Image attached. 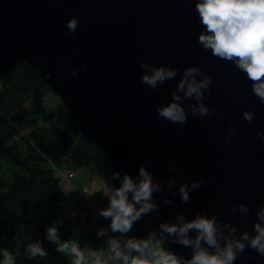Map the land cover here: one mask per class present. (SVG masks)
I'll list each match as a JSON object with an SVG mask.
<instances>
[{
  "label": "water",
  "instance_id": "water-1",
  "mask_svg": "<svg viewBox=\"0 0 264 264\" xmlns=\"http://www.w3.org/2000/svg\"><path fill=\"white\" fill-rule=\"evenodd\" d=\"M196 0H0V78L19 64L38 70L53 92L62 98L72 132L96 143L111 159L110 175L125 172L138 179L144 165L160 183L153 194L158 210L143 215L144 226L182 223L197 214L217 215V223H232L239 234L252 233L256 212L264 204V104L251 82L232 63L220 60L198 43L202 30ZM75 16V33L67 28ZM152 66L183 70L199 66L212 78L211 116L193 117L173 124L161 118L157 105H166L181 79L166 81L155 90L141 82ZM84 65H87L85 68ZM199 78V77H198ZM181 95H183L181 93ZM187 108L196 101L182 102ZM254 112L249 123L243 110ZM229 125L237 127L227 142ZM209 177L212 180L209 181ZM115 187L120 180H113ZM170 181H175L170 185ZM203 181L180 199L181 185ZM171 201L166 204L165 201ZM251 209L240 222L239 205ZM237 206L233 216L229 208ZM161 231V230H160ZM227 232V230H225ZM189 235L194 238L195 233ZM167 247L190 258L192 249L172 243ZM235 264H264L252 249L237 256Z\"/></svg>",
  "mask_w": 264,
  "mask_h": 264
},
{
  "label": "clouds",
  "instance_id": "clouds-1",
  "mask_svg": "<svg viewBox=\"0 0 264 264\" xmlns=\"http://www.w3.org/2000/svg\"><path fill=\"white\" fill-rule=\"evenodd\" d=\"M195 10L202 25L198 43L205 51L210 50L214 57L232 63L246 74L253 94L264 104V0H196ZM66 26L70 33H75L79 21L73 16ZM140 68L150 70L142 74L141 82L153 90L175 79L178 74L181 76L176 89L171 92V100L166 105L156 106V112L161 118L173 124H185L189 112L198 118L215 113V106L209 108L204 103L205 93L208 99L212 96V78L199 66L189 65L181 70L142 62ZM193 99L195 104H189L187 108L183 106V101ZM242 114L249 123L255 119L254 112L247 109ZM236 131V126L229 125L227 142H231ZM256 135L264 142V135L259 131ZM111 179L120 180V186L108 187L109 203L99 214L110 219L111 232L119 233L120 238L110 236L106 248L101 246L97 250L86 251L75 240L61 241L56 223L62 221L54 222L46 229L47 240L56 245V251L70 256L71 264H235L237 256L246 249H252L264 257V204L260 205L255 214L256 219L251 224L254 235L244 230L237 237V229L232 223L220 225L217 223V215L210 216L205 212L191 220H185L180 215L178 219L182 223L179 224L162 223L159 238L155 232L143 239L124 238L143 215L158 210L153 194L161 192L162 188L144 165L139 167L138 179L127 172L122 180L120 172H113ZM211 180L212 177H209ZM174 184L175 181H170V185ZM202 184L203 181H195L190 186L181 185V201L187 203L189 192ZM165 203L170 204L171 201L166 200ZM229 211L235 216L237 206L232 204ZM239 211L242 214L240 222L247 227L248 221L243 219V215L249 214L251 209L241 203ZM190 232L195 233L194 238L189 235ZM164 233L172 238V243L190 247V258L178 256L168 247L165 248ZM97 235L106 236L107 231L102 228ZM14 240L16 247L13 250L0 248V256L3 258L0 264H16L17 257L21 256L19 235ZM24 252L29 259L48 255L40 240L28 242L24 245Z\"/></svg>",
  "mask_w": 264,
  "mask_h": 264
},
{
  "label": "trees",
  "instance_id": "trees-1",
  "mask_svg": "<svg viewBox=\"0 0 264 264\" xmlns=\"http://www.w3.org/2000/svg\"><path fill=\"white\" fill-rule=\"evenodd\" d=\"M0 93L13 94L22 99H40L53 93V90L38 70L29 63H22L11 75L0 78ZM15 105L21 106L22 112L12 115L9 108ZM4 108L9 110L0 108V154L6 156L20 171L13 173L9 179L0 177V248L13 250L16 247L14 237L19 235L22 254L17 257L16 264H71V257L56 251V245L46 238L50 217L41 215L35 219L30 215L40 208L48 215L54 216L55 212H59L56 216L61 214L63 230L58 233L61 241L66 240L72 233L69 226H74L77 222L61 206V199L66 192L60 186L61 177L54 168L64 172L67 168L72 171L74 167H87L93 174L105 176L107 187H111L114 186L110 175L111 159L96 143L61 126L53 118L33 117L34 126L22 133L16 124L17 115L37 110L28 109L22 100L19 103L12 101L10 106ZM19 139L26 143L25 154L18 148ZM93 198L97 204L108 200L102 190L94 191ZM74 208L79 212L87 209L83 197L80 201L77 200ZM134 226L136 229L133 238L137 236L135 232L142 229H145L147 235L152 232L158 238L161 235L160 228L156 225L144 226L135 222ZM84 233L85 241L94 250L101 246L106 248L107 242L103 236L97 235L96 228L86 229ZM36 240L42 242L48 255L29 259L24 252V245ZM164 247L167 248L166 243ZM2 259L0 256V260Z\"/></svg>",
  "mask_w": 264,
  "mask_h": 264
},
{
  "label": "rangeland",
  "instance_id": "rangeland-1",
  "mask_svg": "<svg viewBox=\"0 0 264 264\" xmlns=\"http://www.w3.org/2000/svg\"><path fill=\"white\" fill-rule=\"evenodd\" d=\"M20 100H22L24 102L25 106L28 109H33V110L37 109V110L32 111V112H25V113H23V115H17L16 124L20 128L22 133L28 132L32 128V126H34V122L32 121L33 117H40L41 119L53 118L54 120H58L59 121L58 123L61 126L67 128V129L70 128V126H69V114H68L69 109H67V107L63 104L62 98L59 97L54 92L49 93L46 96L41 97L40 99H33V98L22 99V98H19L18 96L13 95V94L5 95V94L0 93V108L2 110L11 109L10 113L12 115L18 114V113L22 112L21 106L15 105L13 107H10L9 109H6L4 107L10 106L12 101L19 103ZM39 108H41V109H39ZM18 146H19L18 148L22 154H25L27 152L26 143L24 142L23 139L18 140ZM54 169L56 170V168H54ZM72 169H73L72 171L75 170V171H77V173L73 172L74 177L70 178V180H67V178L65 177V174L71 170L70 168L65 169L64 172L56 171L58 176L61 177L60 186L66 192L65 195L61 199V206L65 210L67 215H69L73 220H76V222H77V224L75 225V227L72 230L71 235L66 240L77 241L79 243L80 247L87 251L89 249V247L82 241L83 231H84L83 227L86 228L87 226H94L98 230H100L102 228L104 229V227H102V224H99V222H97L96 220H95V222L88 221V218L86 215L81 216V220H80V215L82 213H86L87 209H90V210H92V215H93L94 219L97 218V210H98L99 204L96 203L95 199L90 194L91 193L90 190L92 192L96 191L102 185L103 189L107 192L108 189L105 185L106 184V177H103V176L100 177V175L98 174L97 175L98 177H95V179H94L95 181L93 180L94 183H92V180H91L92 171L90 168L84 167V168L78 169V168L74 167ZM16 171H20V169H18L15 165H13L6 156L0 154V177H2L4 179H9L13 175V173H15ZM73 191H76L78 195L75 196L73 194ZM87 191H88V193H87ZM83 192H85V194ZM82 197L84 198V203L87 206V209L84 210L83 212H79L78 210H76L74 208V204L77 203V200L80 201L82 199ZM103 208L104 207H102V209ZM75 212L77 213V215L75 214ZM57 213H59V212H55V214H54L55 217H54L52 214L48 215L47 213H45L44 209L40 208V209L32 212L30 216L32 218H35V219L40 218L41 215H44L46 217L49 216L50 218H49L48 226H51L54 222L61 221V214L59 217H57L56 216ZM106 221L110 225V219H106ZM80 223H82V226ZM133 226H134V224H133ZM56 227L58 229V232H60L63 229L61 222L56 223ZM72 227H73L72 225L69 226L70 229H72ZM131 230L134 232L135 229H133V227H132ZM117 234H118V236L114 233L110 234V235H106L105 238H106V240H108V237H110V236L120 238V234L119 233H117ZM130 237H131L130 234H125L124 238H130ZM147 237H148V235L145 232V230L141 231L139 234L137 233V236H136L137 239H143V238H147Z\"/></svg>",
  "mask_w": 264,
  "mask_h": 264
},
{
  "label": "crops",
  "instance_id": "crops-1",
  "mask_svg": "<svg viewBox=\"0 0 264 264\" xmlns=\"http://www.w3.org/2000/svg\"><path fill=\"white\" fill-rule=\"evenodd\" d=\"M95 177H98L96 174H93L92 173V178H91V180H92V183H94V179H95ZM100 177H102V175H100ZM103 177H105V176H103ZM94 180V181H93ZM106 187H107V178H106ZM107 189H108V187H107ZM97 190H102V191H105L104 189H103V187H102V185H101V187H99V189H97ZM90 194L93 196L94 195V191L92 192L91 190H90ZM73 194L75 195V196H77L78 194H77V192L76 191H73ZM72 194V195H73ZM105 194L108 196V191L106 192L105 191ZM79 198V197H78ZM108 203H109V200H107V201H105L104 203H102V204H99L98 205V210H97V218L96 219H94V217H93V215H92V210H90V209H87L86 210V213H82L81 215H80V220H81V216H83V215H86L87 216V218H88V221H91V222H95V220L97 221V222H99V224H102V227H104V229L107 231V235H110V234H113V232H111V230H110V227H109V224H108V222L106 221V219L105 218H103L102 216H100V210L102 209V207H104V208H106L107 206H108ZM97 206V205H96ZM95 206V207H96ZM97 209V208H96ZM65 211V210H64ZM81 222V221H80ZM81 224V226H82V223H80ZM75 227V225L72 227V229H71V231L73 230V228ZM133 227V229H136V227L135 226H132ZM94 229V228H96V227H94V226H87L86 228L85 227H83V229H84V231L87 229ZM97 229V228H96ZM63 230V229H62ZM61 230V231H62ZM143 230H145V229H142V230H140V232L141 231H143ZM84 231H83V238H82V241L89 247V249H93L90 245H89V243L87 242V241H85V233H84ZM99 230L97 229V232H98ZM135 231V230H134ZM137 231V230H136ZM140 232H135V233H140ZM114 234H116L117 236H118V234L117 233H114ZM127 234H130V236L132 237V235L134 234V232L131 230L130 232H128ZM104 238H105V236H103ZM133 238V237H132ZM136 238V237H135ZM105 240H106V238H105ZM107 241V240H106ZM106 247H107V245H106ZM94 250V249H93Z\"/></svg>",
  "mask_w": 264,
  "mask_h": 264
},
{
  "label": "built area",
  "instance_id": "built-area-1",
  "mask_svg": "<svg viewBox=\"0 0 264 264\" xmlns=\"http://www.w3.org/2000/svg\"><path fill=\"white\" fill-rule=\"evenodd\" d=\"M56 170L58 171L59 169H56ZM59 171H61V170H59ZM73 172L76 173L75 171H70V172H68V173L65 174V177L67 178V180H70V178H73L74 177V173ZM88 191H87V193H88ZM83 193L85 194V192H83ZM75 214L77 215L76 212H75Z\"/></svg>",
  "mask_w": 264,
  "mask_h": 264
},
{
  "label": "bare ground",
  "instance_id": "bare-ground-1",
  "mask_svg": "<svg viewBox=\"0 0 264 264\" xmlns=\"http://www.w3.org/2000/svg\"><path fill=\"white\" fill-rule=\"evenodd\" d=\"M75 221V220H74Z\"/></svg>",
  "mask_w": 264,
  "mask_h": 264
}]
</instances>
